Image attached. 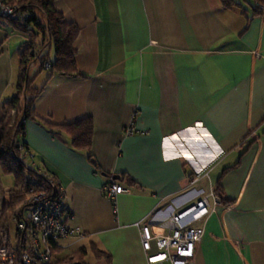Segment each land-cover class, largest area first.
Listing matches in <instances>:
<instances>
[{
  "label": "crops",
  "instance_id": "1",
  "mask_svg": "<svg viewBox=\"0 0 264 264\" xmlns=\"http://www.w3.org/2000/svg\"><path fill=\"white\" fill-rule=\"evenodd\" d=\"M235 1L53 0L47 12L12 17L37 43L27 63L37 119L24 120L23 141L63 189L66 224L85 233L60 239L53 263L81 250L85 264H147L141 227L167 234L171 207L203 196L193 264H264V15L253 13L256 0ZM55 14L79 27L77 73L41 66L40 56L57 55ZM29 35L20 42L0 27V119ZM84 117L89 150L49 126ZM111 181L127 189L114 201L103 190Z\"/></svg>",
  "mask_w": 264,
  "mask_h": 264
},
{
  "label": "built area",
  "instance_id": "2",
  "mask_svg": "<svg viewBox=\"0 0 264 264\" xmlns=\"http://www.w3.org/2000/svg\"><path fill=\"white\" fill-rule=\"evenodd\" d=\"M19 12L18 0H0V18L14 17ZM34 63L35 58L30 60L29 66ZM43 66L49 68V63L45 62ZM125 132L130 134L133 128L127 126ZM19 157L27 168L33 170L35 179L26 186L23 200L11 212L13 229L7 223L0 228V264H52L54 247L60 239L67 236L80 239L85 233L79 226L66 224L64 191L50 174L35 167L28 148L20 145ZM103 190L111 201L127 191L115 181L107 183ZM169 208L170 205L164 210ZM171 208L172 211L161 222V226L169 228L167 234L155 235L149 225L141 227V244L147 264H193L202 228L192 223L208 214L207 199L202 196L188 206ZM8 228L10 232L13 230L11 235ZM152 240L155 249L151 251Z\"/></svg>",
  "mask_w": 264,
  "mask_h": 264
},
{
  "label": "trees",
  "instance_id": "3",
  "mask_svg": "<svg viewBox=\"0 0 264 264\" xmlns=\"http://www.w3.org/2000/svg\"><path fill=\"white\" fill-rule=\"evenodd\" d=\"M53 0H18L20 10L32 13L33 9L44 7L47 12ZM224 7L239 5L235 0H219ZM251 9L254 14L264 15V0H256ZM32 15V14H31ZM30 15V16H31ZM56 21V25L53 24ZM7 23L19 29L24 34H29L26 44L20 52V74L16 82V94L3 105V115L0 119V161L6 167L8 172L13 173L15 178V189L8 193V196L1 201L2 216L6 220V215L11 214L24 198V189L35 179L33 170L27 168L19 157V146L27 148L23 141L24 120L37 119L34 111L35 89L32 88V77L29 76L27 63L35 56L34 41L36 34L20 18L1 17L0 27ZM47 27L50 41L57 42V55L50 59L47 52L40 56L41 66L49 63V68H45L48 74L53 72L72 74L77 73L74 64V42L79 32V27L72 22H65L55 14L54 19L47 20ZM42 44H40L41 46ZM14 110L21 113V120L15 125H11L7 120V112ZM52 128L63 130L70 137L71 145L76 150H89L92 140L93 122L90 117H84L71 123L49 124ZM91 157V156H89ZM226 170V169H225ZM224 170V171H225ZM45 171V170H44ZM46 172V171H45ZM48 173V172H47ZM49 174V173H48ZM216 193L222 199L220 188L217 186ZM96 255L100 254L96 252ZM52 264H85L82 260V251L78 250L73 254L55 261Z\"/></svg>",
  "mask_w": 264,
  "mask_h": 264
},
{
  "label": "rangeland",
  "instance_id": "4",
  "mask_svg": "<svg viewBox=\"0 0 264 264\" xmlns=\"http://www.w3.org/2000/svg\"><path fill=\"white\" fill-rule=\"evenodd\" d=\"M44 8V7H43ZM55 16H52L51 19H54ZM38 23H40V27L43 29L44 26L42 25V23L40 22L39 19H35ZM55 21V20H53ZM56 21L54 22V25ZM5 24V27H6V30L7 32H14L15 34H17L19 36V41H23L24 37H25V34L22 33L20 30L18 29H14V27L12 25H9L7 23H4ZM32 27V26H31ZM18 38V37H17ZM19 42V43H20ZM54 49H52V52H51V56L54 57ZM45 74V71L42 72V74ZM7 120L8 122L11 124V125H15L19 122V120H21V113L18 111V112H15L14 110L11 111L9 110L7 112ZM19 189V187L17 188ZM15 189V178H14V175L13 173L11 172H8L6 167L1 163L0 161V203L1 201L6 198L8 196V193L12 190H17ZM1 206V205H0ZM2 208V206H1ZM13 210V209H12ZM7 219L5 220L4 219V216H2V212L0 213V228L4 227L5 224L7 223L8 227L10 229H13V224H12V220H11V214L8 213L6 215ZM8 228L9 230V233L11 235V233L13 232H10V229Z\"/></svg>",
  "mask_w": 264,
  "mask_h": 264
}]
</instances>
